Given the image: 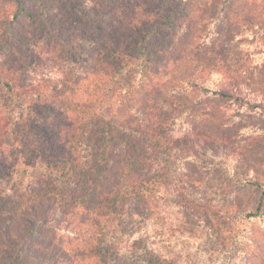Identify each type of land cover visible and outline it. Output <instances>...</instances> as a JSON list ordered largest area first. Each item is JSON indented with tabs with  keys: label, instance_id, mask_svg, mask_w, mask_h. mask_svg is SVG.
I'll use <instances>...</instances> for the list:
<instances>
[{
	"label": "rangeland",
	"instance_id": "obj_1",
	"mask_svg": "<svg viewBox=\"0 0 264 264\" xmlns=\"http://www.w3.org/2000/svg\"><path fill=\"white\" fill-rule=\"evenodd\" d=\"M170 12L143 46L170 59V42L181 39L186 54L202 56L206 49L208 58H225L206 77L208 87L234 93L228 71L246 83L242 100L210 99L216 116L198 123L219 143L205 146L196 162L171 161L172 172L191 183L184 198L206 211L214 227L177 207L156 209L153 219L134 209L121 228L122 252L113 264H145L155 255L167 264L264 263V0H0V76L42 85L45 95L83 85L75 98L83 100L84 85L97 79L86 74L95 57L141 45L145 25ZM13 98L0 86V264H99L97 251L73 234L49 226L27 232L28 205L58 193L50 172L33 157L40 142L53 139L39 125L55 118ZM179 118L178 110H169L174 139L189 131ZM255 179L260 187L248 184ZM63 206L76 204L65 199ZM215 229L223 234L217 237Z\"/></svg>",
	"mask_w": 264,
	"mask_h": 264
},
{
	"label": "trees",
	"instance_id": "obj_2",
	"mask_svg": "<svg viewBox=\"0 0 264 264\" xmlns=\"http://www.w3.org/2000/svg\"><path fill=\"white\" fill-rule=\"evenodd\" d=\"M172 14L154 17L145 25L141 45L129 44L125 50L118 48L117 55L95 57L92 71L86 74L97 79L84 85L83 100L75 99L83 85L71 89L67 85L61 95H45L42 85H20L9 75L0 76V86L20 107L29 104L33 111L45 109L55 118L39 125L45 136L53 135V139L40 142L42 146L33 151V157L42 170L50 172L58 193L28 205L27 232L38 226L63 230L84 248L97 251L99 264H113L122 252L121 228L134 209L145 210L148 219H153L156 209L167 213L177 207L213 231L208 213L184 198L183 190L191 183L172 172L171 161L196 162L205 146L219 143L206 130L202 134L198 123L214 120L216 110L208 104L210 99L242 100L246 83L228 71L226 76L234 80L236 94L208 87L206 77L217 72L216 65L225 58L218 61L220 54L217 59L208 58L206 49L202 56L201 51L197 56L186 54L181 39L170 42V59L167 53L143 46L146 37L154 31L160 33V25ZM135 31L142 29L138 31L135 25ZM176 53L179 58L173 56ZM154 76L159 78L155 81ZM170 109L178 110L180 122L189 129L178 139L168 129ZM248 184L261 186L256 179ZM65 199L75 201L76 207L66 209ZM57 215L60 218L56 219ZM214 234L219 237L223 233L215 229ZM143 262L167 264L158 255Z\"/></svg>",
	"mask_w": 264,
	"mask_h": 264
}]
</instances>
